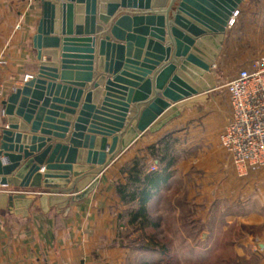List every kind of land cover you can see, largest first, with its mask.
Returning a JSON list of instances; mask_svg holds the SVG:
<instances>
[{
    "label": "water",
    "instance_id": "95a60500",
    "mask_svg": "<svg viewBox=\"0 0 264 264\" xmlns=\"http://www.w3.org/2000/svg\"><path fill=\"white\" fill-rule=\"evenodd\" d=\"M244 1L39 0L41 19L32 38L38 64L36 75L2 102L7 119L6 127L0 130V187L65 188L73 177L79 181L73 189L76 197L72 201L87 198L97 187L98 176L119 154L141 135L156 133L180 116L177 104L216 88L213 64L222 52L230 22ZM74 33L83 37L71 38ZM61 42L64 83L58 85L53 79L57 72L56 50ZM97 44L98 69L113 75V80L101 75L95 81L93 55ZM72 50L82 54L75 57L82 60L77 65L76 83L72 82L73 74L67 71L71 70L67 60L71 59ZM44 58L47 61H43ZM123 67L133 72L125 70L116 77ZM126 76H136V79L126 81ZM93 81L94 91L85 94L84 83ZM119 81L128 87L118 89L122 92L120 98L111 97L113 88L116 89L114 84ZM104 82L108 95L102 108H96L94 103L100 94L97 89ZM61 90L72 95V102L77 98L75 103H66L68 108H78L85 94L70 140L72 148L60 144L47 146L51 141L26 135L29 125L33 134L41 129L46 112L49 117L45 122H53L50 117L57 116L53 110L59 101L49 98ZM110 98L121 103H111ZM51 102L54 105L48 109ZM131 103L133 107L129 111ZM107 104H115V107ZM71 110L64 112H75ZM96 110L97 117L93 118ZM64 116L61 115L62 120ZM87 124L91 127L84 135L83 125ZM61 126L64 127L57 129L44 125L41 135H51L56 130L59 133L55 137L63 139L68 131L67 125ZM81 145L87 151L81 154H84L82 165L75 167ZM45 162V172L41 175L38 172ZM95 166L100 168L97 177H81L97 170ZM31 198L25 191L12 192L8 197L10 203Z\"/></svg>",
    "mask_w": 264,
    "mask_h": 264
},
{
    "label": "crops",
    "instance_id": "0c3cea01",
    "mask_svg": "<svg viewBox=\"0 0 264 264\" xmlns=\"http://www.w3.org/2000/svg\"><path fill=\"white\" fill-rule=\"evenodd\" d=\"M258 1L246 0L242 8L244 10H242V19H240L245 22L247 44L250 41L255 42L261 49L260 52L249 55V62L259 55H264V0L255 6V2ZM40 19L39 0H0V61L3 60L6 63L0 66V85L5 88L0 101V130L6 127L7 119L3 115L2 102L14 89L22 87L27 75H36L38 64L36 52L32 49V38L36 34ZM236 29L233 30V27L228 29L222 52L213 64L214 70L220 69L226 55L231 53L232 45L237 39ZM64 37L59 36L61 39ZM77 37L83 36H77L75 33L71 35V38ZM76 46L72 45V48L75 49ZM62 49L61 42L56 50L57 72L53 79L58 85L64 83ZM95 50L93 55L95 81L101 75L113 80V75L105 74L98 69V44ZM75 51L77 50L70 52L71 59L67 60L71 69L67 71L73 74V83L77 81L76 69L79 67L77 65L82 62L75 58L82 54ZM143 59L144 55L141 61ZM43 61H47V58ZM125 70L124 67L121 68L116 77H120ZM135 77L126 76L124 79L134 81ZM214 77L216 88L177 104L181 112L179 117L156 133L146 132L141 135L130 148L119 154L100 176L97 174L100 168L96 166L97 170L83 174L81 177L95 175L99 179L97 187L87 198L72 201L76 197L73 189L79 181V178L73 177H70L71 183L65 188L19 190L12 187H0V264H141L142 255L139 256V254H150L159 257L161 262L166 260L165 264H169L168 261L175 256L179 246L187 252L180 253L181 256L189 255V248L193 244L190 233L187 231L189 224H204L205 209L209 210L221 198H226L232 203L237 202L238 197L241 196L246 198L245 202H248L250 206L260 209L251 210L244 224L261 228V234L250 236L247 243L261 259L260 264H264V170L252 173L246 178H239L227 153L221 148L219 138L230 121L231 105L226 94V85L219 87L217 74H214ZM93 84L94 81L84 83L85 94L89 90L94 91ZM114 87L116 89L113 88L111 97L120 98L119 94L122 92L118 89H126L128 86L125 82L119 81L114 84ZM97 90L100 94L97 101L93 103L96 108H102L101 105L105 104L104 101L108 95L105 82ZM46 93L45 91L44 99L47 98ZM85 94L78 108H68L66 103L72 102V95L68 96V93L62 90L57 94L55 92L52 98H49L51 101L54 99L59 101L55 104L56 110H53L57 116L50 117L53 122H45L49 117L46 112L41 129L33 134L29 125L30 130L26 132V135L51 141L47 143V146L60 144L72 148L70 140L75 133V121ZM108 101L121 103L111 98ZM75 102L77 98L72 103ZM52 105L54 104L51 102L48 109ZM107 105L115 107V104ZM132 107L131 103L129 111ZM65 109H72L71 111L75 112L66 113ZM96 112L97 110L93 118ZM61 115H65L64 120L61 119ZM61 124L67 125L68 131L63 139L55 137V134L59 133L56 130H53L51 135H41L44 125H51L58 129V127H64ZM83 127L85 130L82 133L86 135L91 124L83 125ZM169 134H173L179 140L175 147L177 162L172 168L173 176L148 206L150 216L159 225L156 231L150 230V232L156 234L159 240H162L163 233L169 232L170 249L166 244L164 245L168 250L164 257L158 252H143L136 247L131 248L129 241L136 243L141 231L129 223L126 215L129 207L121 202L116 186L119 182H124L122 170L136 158L145 156L150 166L149 170L152 166L158 170L157 163L149 156L148 148ZM76 141L80 140L76 138ZM110 143L111 138H109V145ZM87 148H90V145ZM93 148L96 149V146ZM86 151L84 145L79 147L75 167L82 165L80 163L81 159H84V154L83 156L81 154ZM59 156L60 154L58 159ZM108 156L107 160H109ZM45 166L46 162L41 166L39 174H44ZM17 191H25L29 197L33 198L10 203L8 197L12 192ZM184 201L187 206L193 204L203 208L202 215L193 218L183 215ZM203 234L199 231L198 238L203 240L208 236Z\"/></svg>",
    "mask_w": 264,
    "mask_h": 264
},
{
    "label": "rangeland",
    "instance_id": "374dc122",
    "mask_svg": "<svg viewBox=\"0 0 264 264\" xmlns=\"http://www.w3.org/2000/svg\"><path fill=\"white\" fill-rule=\"evenodd\" d=\"M246 1V0H245ZM244 1V2H245ZM262 0L255 2V6L259 5ZM239 7V15L233 30L236 28L237 39L232 45L231 53L226 55L220 69L213 68L212 74H217L219 87L225 86L241 69L245 68L249 63V55L256 54L261 51L259 46L250 41L247 44V32L245 30V22L242 19L243 4ZM244 11V10H243ZM239 20V21H238ZM252 43V44H251ZM215 81V77H214ZM216 84V83H215ZM176 138V137H175ZM177 139V138H176ZM178 140V139H177ZM179 142V140H178ZM195 194V193H194ZM245 197H238L237 202H229L226 198H221L209 208V210L197 207V205L187 206L184 201L182 208L183 215L193 218L202 215L204 211L206 220L204 224H189L187 231L193 240L191 248H189L188 256H181L180 253H187L185 249L179 248L175 251V256L168 261L169 264H260L261 259L255 254L252 246L248 244L250 236L261 234L260 227H249L244 223L246 216L251 210H260L255 206H250L245 202ZM180 202V200H179ZM210 206V204H208ZM188 226V225H187ZM170 231V230H169ZM208 234L207 237L198 238V232ZM163 245H167L170 249L169 232L162 234ZM131 248L137 247L135 242H130ZM141 256L140 263L150 262L152 264H165L166 260L160 261L159 257L150 254H139ZM137 262V260H136Z\"/></svg>",
    "mask_w": 264,
    "mask_h": 264
},
{
    "label": "built area",
    "instance_id": "2783aa9c",
    "mask_svg": "<svg viewBox=\"0 0 264 264\" xmlns=\"http://www.w3.org/2000/svg\"><path fill=\"white\" fill-rule=\"evenodd\" d=\"M239 15L235 12L232 28ZM5 61H0L4 66ZM32 79L27 75L23 82ZM231 118L219 142L239 178L264 170V55L253 58L225 86ZM5 88L0 85V101ZM150 172L156 171L152 166Z\"/></svg>",
    "mask_w": 264,
    "mask_h": 264
},
{
    "label": "trees",
    "instance_id": "16d2710c",
    "mask_svg": "<svg viewBox=\"0 0 264 264\" xmlns=\"http://www.w3.org/2000/svg\"><path fill=\"white\" fill-rule=\"evenodd\" d=\"M177 144L178 140L173 134H169L157 144L150 146L148 153L157 163L158 170L149 171L150 166L145 156L136 158L122 170L124 182H119L116 186L121 202L129 207L126 211L129 223L141 231L136 240V243L141 245H137L136 248L143 252H158L164 257L168 250L160 243L157 235L150 232L156 231L159 225L150 216L148 206L173 176L172 168L177 162L175 155Z\"/></svg>",
    "mask_w": 264,
    "mask_h": 264
}]
</instances>
